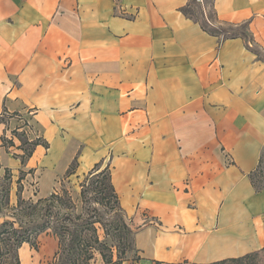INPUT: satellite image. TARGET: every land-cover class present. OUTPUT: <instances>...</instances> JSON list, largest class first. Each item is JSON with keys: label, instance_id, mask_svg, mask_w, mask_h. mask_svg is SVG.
Here are the masks:
<instances>
[{"label": "crops", "instance_id": "obj_1", "mask_svg": "<svg viewBox=\"0 0 264 264\" xmlns=\"http://www.w3.org/2000/svg\"><path fill=\"white\" fill-rule=\"evenodd\" d=\"M189 2L0 0V117L20 114L49 144L24 167L1 147L2 169L24 171L37 200L76 158L78 176L106 164L135 231L123 264L264 247V190L249 178L264 155V0L214 2L219 24L247 25L250 48L204 31ZM38 246L21 247V264H54L57 238Z\"/></svg>", "mask_w": 264, "mask_h": 264}, {"label": "trees", "instance_id": "obj_2", "mask_svg": "<svg viewBox=\"0 0 264 264\" xmlns=\"http://www.w3.org/2000/svg\"><path fill=\"white\" fill-rule=\"evenodd\" d=\"M214 2L215 0H205L201 5L196 0H190L182 12L198 22L207 33L224 39L242 38L250 48L252 41L247 32V25L228 27L219 24L216 21ZM258 57L264 60L260 53ZM15 115L17 114L10 117ZM10 141L4 138L2 146H6L5 143L14 146V142ZM21 142L24 153L20 159L23 165L33 156L38 146L49 148L48 142L42 138L34 141L21 140ZM78 167L76 158L68 168L66 178L76 174ZM249 178L256 192L264 190V155L257 168L249 174ZM4 179L10 184L0 191V218L3 217L0 222V264H21L19 254L21 247L29 244L31 248L37 250L38 238L43 233L52 234L58 240L59 250L54 264H91L96 252L102 255L106 264H123L128 259L129 249L133 247L136 250L135 231L126 220L108 166L102 169V164H97L80 183L82 188L80 198L84 204V212L81 214H78L75 201L66 190L63 193H53L36 202L22 199L20 194L22 178H18L16 182L19 185V194H16L17 204L10 207L11 169L5 168ZM89 194H92L91 198ZM88 204L94 206L93 214H89L86 210ZM107 205H113L115 212L109 215L111 217L109 219L105 218L98 208ZM4 210L10 212L8 217H4ZM113 241L118 242L119 246L116 247ZM208 264H264V247L242 257Z\"/></svg>", "mask_w": 264, "mask_h": 264}, {"label": "rangeland", "instance_id": "obj_3", "mask_svg": "<svg viewBox=\"0 0 264 264\" xmlns=\"http://www.w3.org/2000/svg\"><path fill=\"white\" fill-rule=\"evenodd\" d=\"M204 3H205V0H204ZM203 4H201V5H203ZM207 11L209 14V10H207ZM10 116L11 115L4 114L2 117H0V120H2V123L0 124V148L4 147L10 156H12L15 159L20 160V162H21L20 157L24 153L23 150L21 149V144H22L21 140L34 141L35 139H37L39 137L37 136V133H35V131L33 130V127H32L33 125H31L27 120L25 121V119L20 114H17L13 117H10ZM11 121H13V123ZM3 126H5V127L3 128ZM15 132H17L16 133L17 135H15ZM4 138L8 142H11L10 140H12L15 145L9 146V143H7V144L5 143L6 146H2ZM59 157L60 156H58V158ZM25 165H27V162L24 165L21 163L22 167H24ZM61 165L62 164L60 163L59 167H61ZM105 167H106V164H103L102 169H104ZM9 169H11V168H9ZM77 172H78V169L76 171V174H74L73 176H71L69 178H66V173H65V175L63 176V179L60 181V184L57 185V188H55V191L53 193H63L64 190L68 191V193L71 194L73 200L75 201L78 214H81L84 212V204L82 203V199L80 198V192L82 190V188L80 187V183L83 181L85 175L88 174L89 172L84 173V174H80L79 177H77L78 176ZM11 174H12V183L10 185V188H11L10 207H14L17 204V199H18L17 195L19 194L18 193L19 192V189H18L19 185L16 182H17L18 178H22V180L25 179L26 173L20 169H16V170L11 169ZM4 178H5V169H2L1 160H0V191L3 190V188L7 187V185L10 184ZM20 186L22 187V190L20 189V194H21L22 199H24V197H23L24 186L22 183ZM31 186H32V189H31L32 192H35L38 189L36 181H33L31 183ZM89 197L91 198L92 194H89ZM24 200L29 201L27 199H24ZM37 200H31V201L36 202ZM112 207H113V205H107V207L106 206H103V207L98 206L99 210L101 211L100 213L103 214V216H105V218H107V219L111 218L110 214L115 213L114 208H112ZM86 208H87L86 210L88 211L89 214L94 213L93 212V208H94L93 205L88 204ZM3 214H4V217H8L7 215L10 214V212L8 210H4ZM2 218L3 217L0 218V222L3 220ZM101 234H103L102 231H101ZM113 244H115V246L116 245L119 246L118 242H116V241H113ZM135 253H136L135 248L132 247L131 249H129L128 259L135 257ZM115 260H116V256H115Z\"/></svg>", "mask_w": 264, "mask_h": 264}, {"label": "built area", "instance_id": "obj_4", "mask_svg": "<svg viewBox=\"0 0 264 264\" xmlns=\"http://www.w3.org/2000/svg\"><path fill=\"white\" fill-rule=\"evenodd\" d=\"M196 2L199 3V4H203L204 0H196Z\"/></svg>", "mask_w": 264, "mask_h": 264}]
</instances>
